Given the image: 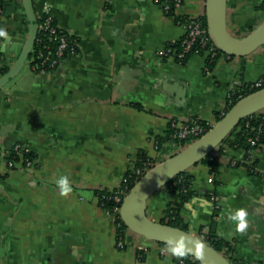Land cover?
<instances>
[{"label":"crops","instance_id":"obj_1","mask_svg":"<svg viewBox=\"0 0 264 264\" xmlns=\"http://www.w3.org/2000/svg\"><path fill=\"white\" fill-rule=\"evenodd\" d=\"M9 1L2 38L27 33L22 9L6 12ZM263 1L227 0V31L246 37L264 21L257 9ZM32 2L37 17L50 10L78 52L49 71L36 72L27 61L0 91V264H176L174 255H160L157 243L130 231L119 250L95 192L117 188L139 151L152 166L175 155L181 147L166 138L172 123L198 118L213 127L229 96L264 74V45L246 57L223 54L207 73L199 54L185 64L159 57L184 29L153 0ZM206 14L207 0H183L176 11L184 18ZM4 57L11 67L14 58ZM230 141L213 171L201 163L186 171L193 198L182 202L165 186L148 199L146 214L160 222L170 205L189 234L203 239L211 231L228 242L223 254L236 264H264V144L247 158L263 174L257 176ZM15 143L31 150L33 170H7ZM206 193H215L216 212ZM241 208L243 231L232 219Z\"/></svg>","mask_w":264,"mask_h":264},{"label":"water","instance_id":"obj_2","mask_svg":"<svg viewBox=\"0 0 264 264\" xmlns=\"http://www.w3.org/2000/svg\"><path fill=\"white\" fill-rule=\"evenodd\" d=\"M19 7L25 15L27 33L8 34L2 38L0 52L4 56H12L14 63L0 77V91L23 69L38 33L32 0H10L6 4V12L11 10L16 14ZM226 18L227 0H207V32L221 53L230 57H246L264 45V21L246 37L238 39L227 31ZM262 110L264 89L241 98L203 136L182 147L164 163L148 170L123 199L120 218L125 227L148 241L172 247L202 264H231L223 253L217 252L203 239L149 219L146 214L147 201L157 190L205 159L243 119Z\"/></svg>","mask_w":264,"mask_h":264},{"label":"trees","instance_id":"obj_3","mask_svg":"<svg viewBox=\"0 0 264 264\" xmlns=\"http://www.w3.org/2000/svg\"><path fill=\"white\" fill-rule=\"evenodd\" d=\"M165 1L166 0H153V2L155 4H159V5H163L165 3ZM167 2H169L168 3L169 10L165 14L166 16L174 17V19L177 23L185 22L188 19V18H184L181 16H177L176 10L172 4V1L168 0ZM257 9L264 12V1L260 4V6ZM198 19L201 22L203 28L205 30H207V20H206L205 16L199 17ZM37 22H38V20H37ZM64 33L67 35L69 47L73 46L74 42L76 43L75 38L73 36L69 35L67 32H64ZM39 39H41L42 44H47L50 47L49 51H47V54L51 53L57 46L56 41L49 39L47 36L43 35L41 32L38 31L37 37L35 40V44H34V48H33V52L30 54V56L28 58V61H30V65L35 68L36 72H40L41 70L44 69L43 67L42 68L40 67L39 60L37 58L36 50L38 49L37 43H38ZM182 40H183V37L178 42H176L175 44L169 45L167 47V48L171 49L172 54L174 56V61L178 64H185L188 61V59L191 56H193V52L195 50H198L199 55L202 56L203 53L205 52V50L209 48V43H207V45L204 47H202L199 44H195L192 48V51L186 55V57L184 58V60L182 62H179L178 61V54L182 51ZM77 52H78V47L76 44V46L74 47V50L71 51L68 49L65 52V55L67 56L71 53L74 54ZM222 55H223V53H221L217 49L216 55H215L213 61L211 63L205 62V67H207L205 72H207V73L211 72L213 70L217 60ZM9 68L10 67H8L7 65H4V63H2L0 65V77L2 75H4L9 70ZM259 79L262 80V83L259 87H253L252 89H250L252 84H253V83H251V84H245L244 86H241L239 88V90L235 91V93L232 94L230 97L231 103H229V102L227 103L225 113L231 107H233L236 104V102H238L241 98L264 89V74H262ZM221 117L222 116H218L217 120H220ZM246 122L249 123L248 129H246L243 126ZM200 123L202 125L206 124L205 122H202V121ZM169 126H170V128L168 129V132L166 134V138L170 140V134L172 132V128H171V125H169ZM240 126H242V130H238V128ZM258 128L261 129V135H260V138L256 144V149H259L264 144V115H259V116L252 115V116H249V117L243 119L240 122V124L232 131V133L226 138V140L223 143H226V142H228V140H231L229 143V146L231 148L237 150V151H242L245 154V158L247 160L248 156L250 157V154H251V152H250L251 146H250V143L248 142V138H253L255 135V132ZM209 129H210V127L207 126V131ZM173 143H175L176 145H178L179 147L182 148L186 144L190 143V141H186V142L175 141ZM222 152H223V148L220 149L221 154H222ZM32 156H33V153H32ZM5 161L20 162L21 159H20L19 155H16V153L13 151V149H11L7 153ZM200 163L208 165L211 168V171H213L216 161H215V163L211 162L209 160V156H207ZM246 166H247L249 174L257 175V176L263 175V174L258 173L255 170L253 163L248 164ZM152 167H153L152 161H151V159L148 158L147 154L144 151H139L137 154V160H136V164H135V173H131V171L126 172V174L124 175V177L121 181V189L123 191H125V193H129L130 190L133 188V186L140 179V178H138L139 176L136 174V170H139L141 172V176H144L146 174V172L148 170H150ZM190 181H191V176L187 172H183L180 175H178L177 177H175L173 180H171L169 182V184L166 185V187L169 188V190L172 194H177L182 202H186V201L190 200L191 198H193L195 195L194 192L190 190ZM114 190H116V188L113 190H97L95 192V195L98 199V205L103 211L107 210V209H111L114 206V202L111 199V197L114 195ZM205 196L207 199H210L209 193H206ZM115 223H121V228H119V229L115 228V230H116L115 237H116L120 234V232L122 230L126 229V227L123 224V222L120 221V219H116ZM160 223L162 225H166V226H169L171 228H175V229H179L181 231L187 232V226L183 222V219L179 216L178 211L176 209L172 208L170 205L163 212V216L160 220ZM203 240L209 246H211L213 249H215L219 253H223V251L226 249L229 251L231 250V246L228 242H225L223 240L216 238L214 236V234H212L211 231H209L207 234H205L203 236ZM157 246H161V244L157 243ZM168 248L173 253H176L178 251L172 247H168ZM179 259L183 260L185 264H202L198 260L190 257L189 255H187L183 252H179V254L174 258V261L178 262ZM227 259L230 261L231 264H236V261H234V259H232L230 256H227ZM237 264H240V263L237 262Z\"/></svg>","mask_w":264,"mask_h":264},{"label":"built area","instance_id":"obj_4","mask_svg":"<svg viewBox=\"0 0 264 264\" xmlns=\"http://www.w3.org/2000/svg\"><path fill=\"white\" fill-rule=\"evenodd\" d=\"M5 1L6 0H0V20L4 13ZM167 1L168 0H166L165 3L161 5L164 14H166L169 10V5H168L169 2ZM170 1H172V4L176 11L180 9L183 5V0H170ZM37 20H38V31L41 32L43 35L47 36L49 39L56 41L57 43L56 48L51 53L47 54V51H49L50 47L47 44H42L41 39L38 40V43H37L38 49L36 50V52H37V58L39 60V65L41 68L42 67L44 68L43 70H46V71L56 69L62 64L66 56L65 52L68 49L71 51L74 50V47L76 46L77 43L74 42V45L69 47L67 35L64 33L65 31H63L56 24L49 9H46L41 16H38ZM180 24L184 29V35H183V40H182V51L178 54V61L182 62L184 58L186 57V55L192 51V48L195 44H199L202 47H204L207 45V43H209V48L205 50L202 56L205 57V62L211 63L216 55L217 47L212 41L207 30L203 28L199 19L198 18H188L185 22H181ZM0 37H1L0 38L1 40L2 35H0ZM194 54H199V51L195 50L193 52V55ZM158 55L159 57H162V58L174 59V56L170 48H165L159 51ZM4 62H5V57L0 52V65ZM206 68L207 67H205V70ZM261 83H262V80L258 79L256 82L252 84L250 89H252L253 87H259ZM230 97L231 96H229L227 103L228 102L231 103ZM224 114L225 113H223L221 116H223ZM254 115H257V116L264 115V110ZM200 122L201 121L198 118H191L180 125L172 123L171 124L172 132L170 134V141L171 142L190 141L191 143L197 140L198 138H200L207 132V126L211 128L209 124L206 123L205 125H202ZM243 126L246 129H248L249 123L246 122ZM238 130H242V126H240ZM260 135H261V129L258 128L255 132L254 137L248 138V142L250 143V146H251L250 152L256 149V144L260 138ZM221 148H223V143L217 146L216 148H214L208 154L209 160L211 162L215 163V161L220 157ZM12 149L16 153V155H19L21 161L20 162L6 161V167L8 171H13L16 169H24L26 171H31L36 167L35 160L32 156V152L27 146L21 143H15ZM249 158L250 157L248 156V159ZM246 163L250 164L249 160H246ZM135 164L136 163H134L133 166L129 168V171H131V173H135ZM136 174L139 176L138 178L142 177L141 172L139 170H136ZM127 194L128 193H125V191L121 189V183H120L119 186H117L116 190H114V195L111 197V199L114 202V206L111 209L104 210L105 214L114 223L116 229L121 228V223H115V220L120 219L121 221L120 209H121L123 199L125 198ZM209 195H210V200L213 203V211L216 212L218 209L217 197L214 193H210ZM128 232L129 230L126 228L122 230L118 236L115 237L116 247L119 250L125 249V246H126L125 236ZM158 252L160 255H163V256L172 254V256L174 255V257H176L180 251L173 253L167 246L161 245L159 246ZM176 264H185V263L183 260L179 259V261L176 262Z\"/></svg>","mask_w":264,"mask_h":264},{"label":"clouds","instance_id":"obj_5","mask_svg":"<svg viewBox=\"0 0 264 264\" xmlns=\"http://www.w3.org/2000/svg\"><path fill=\"white\" fill-rule=\"evenodd\" d=\"M0 35H6V32L3 29H0ZM61 184H67V178H61ZM246 212L243 208L238 209L236 212L232 214V219L238 221L237 229L243 231L247 226V221L245 220Z\"/></svg>","mask_w":264,"mask_h":264}]
</instances>
